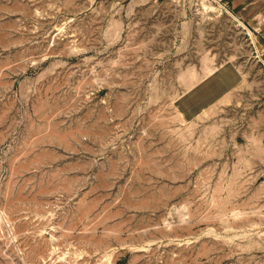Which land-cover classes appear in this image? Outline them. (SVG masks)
<instances>
[{
  "label": "rangeland",
  "instance_id": "1",
  "mask_svg": "<svg viewBox=\"0 0 264 264\" xmlns=\"http://www.w3.org/2000/svg\"><path fill=\"white\" fill-rule=\"evenodd\" d=\"M231 17L0 0V264H264V36ZM226 61L235 89L182 117Z\"/></svg>",
  "mask_w": 264,
  "mask_h": 264
},
{
  "label": "crops",
  "instance_id": "2",
  "mask_svg": "<svg viewBox=\"0 0 264 264\" xmlns=\"http://www.w3.org/2000/svg\"><path fill=\"white\" fill-rule=\"evenodd\" d=\"M225 5L231 18L241 23L251 33L264 36V0H215ZM264 43L262 44V48ZM262 55L264 51L262 50ZM240 73L234 63L226 61L218 65L176 100V108L182 117H193L213 105L238 85Z\"/></svg>",
  "mask_w": 264,
  "mask_h": 264
},
{
  "label": "built area",
  "instance_id": "3",
  "mask_svg": "<svg viewBox=\"0 0 264 264\" xmlns=\"http://www.w3.org/2000/svg\"><path fill=\"white\" fill-rule=\"evenodd\" d=\"M221 7H222L224 10L228 11V9H227V7H226L225 5H221ZM262 49H263V51H264V47H263Z\"/></svg>",
  "mask_w": 264,
  "mask_h": 264
},
{
  "label": "bare ground",
  "instance_id": "4",
  "mask_svg": "<svg viewBox=\"0 0 264 264\" xmlns=\"http://www.w3.org/2000/svg\"><path fill=\"white\" fill-rule=\"evenodd\" d=\"M212 7H213V6H212ZM226 12H227V11H226ZM229 14L233 16V14H231V13H229ZM213 70H214V69H211V70L208 72V74H210Z\"/></svg>",
  "mask_w": 264,
  "mask_h": 264
}]
</instances>
